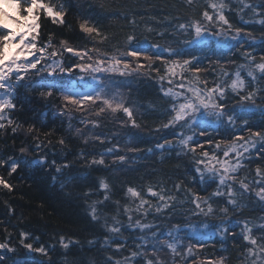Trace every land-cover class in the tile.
Listing matches in <instances>:
<instances>
[{
    "label": "trees",
    "instance_id": "obj_1",
    "mask_svg": "<svg viewBox=\"0 0 264 264\" xmlns=\"http://www.w3.org/2000/svg\"><path fill=\"white\" fill-rule=\"evenodd\" d=\"M43 2L57 10L63 6L66 15L65 23L60 24L53 23L42 11L38 13V46L49 39L56 46L66 40L69 46L77 49H90L95 45L102 52L135 66L137 58L121 56L127 47L126 36L133 34L136 40L129 50L141 54L140 63H151L153 68L159 67L163 72L162 61L182 63L189 60L193 68L202 69L198 75L202 80H208L209 87L214 83L225 86L226 98L221 103L226 105V112L234 115L235 124L229 125L227 116L216 122L214 117L198 114L191 127L182 124L163 127L170 119L173 102L164 91L169 87L174 91L181 90L166 80L161 81L155 71L145 73L141 70L124 76L117 71H106L112 72L107 77L104 72H80L75 67L77 63L93 61L87 58L81 61L70 53H64L63 60L65 65L72 67L71 74L57 70L50 76L47 71L31 70L19 82L22 86L12 93L15 109L6 110L14 121L12 126L18 124L21 127L16 133L12 132V126L0 130V177L11 186L9 190L0 185V243L14 249L11 252L0 249L3 257L0 264H105L109 255L123 261L125 256L131 257L133 250L143 252L144 248L139 245H146L151 253L153 244L162 249L157 255L166 264H171L173 259L176 264H186L180 256L173 257L165 247V241L175 242L185 252L192 246L196 257L200 258L197 264L220 257L226 258L224 264H241V253L250 247L243 240L244 224L253 229L255 236L264 231L259 227L264 224V201L256 195L264 186V179L256 175L257 167L264 172V158H257V153L264 157V145L257 144L250 153L244 154L242 167L234 174L235 182L226 180V185L234 190L235 206L227 204L226 187L220 185L219 176L208 172L207 168L216 165L219 169L220 165L211 156L215 154L224 159L223 150L235 135L248 138L255 131L264 134V79L249 83L251 78L247 77V68L240 69L241 64H251L254 68V63L250 58L245 59L244 53L255 57V63L264 62L261 60L264 57V24L259 23L264 20V0H245L252 8L243 11L239 0H195L191 6L185 0ZM221 2L225 4L222 11L231 28L216 18L220 9L209 7L210 3ZM205 10L214 15L212 24L202 20L201 14ZM85 20L108 39L102 44L96 43L100 37L93 39L94 34L83 33L79 25ZM195 20H202L205 28L199 39L191 27L179 29L180 23L191 25ZM148 27L153 31H147ZM237 28L241 29L238 36ZM234 36L237 39H233ZM153 44L161 47L153 48ZM145 54L159 59L144 60ZM92 55L96 57L95 52ZM48 62L50 60L45 63ZM42 66L37 65V68ZM120 69L123 70L122 64ZM238 69L246 86L244 92L236 95L228 85ZM255 74L261 75L258 70ZM100 89L104 90L102 96L123 99L126 106L132 108L139 127H133L123 112L113 114L106 110L99 116L92 114L101 106L99 104L87 103L79 110L70 105V114L65 111L62 93L72 91L79 96ZM50 90L53 92L51 97L41 95ZM250 90L256 92L254 104L240 100V95ZM85 117L97 122L98 126L81 123ZM29 127L35 131L28 133ZM77 129H80L79 134ZM181 133L184 137H193L190 146L203 147H196L195 153L182 148L178 144ZM61 139L63 144L59 143ZM168 141L174 146L168 147ZM218 142L219 149L216 148ZM38 143L41 144L39 148L36 147ZM158 144H165V149L158 148ZM203 151H208L209 157H203ZM121 156L125 158L123 161L119 159ZM100 159L103 164L92 163ZM198 159L204 160L205 164H197ZM13 160L19 165L15 172L10 167ZM37 160L44 162L35 163ZM231 162L235 163V160ZM57 168H60L59 172ZM257 180L261 183H254ZM101 181L109 188L102 189ZM241 182L249 186L248 191L241 187ZM176 184L181 185L179 193H176ZM129 187L151 202L152 207L144 206L148 209L147 215L135 211L139 199L128 193ZM149 187L177 195L175 207L157 212L155 204L162 202L147 195ZM218 189L225 194L212 196ZM190 194L210 197L217 211L209 217L193 215ZM105 195L109 200L104 201ZM185 198L188 202L181 203ZM94 201L99 217L95 220L90 208ZM125 207L129 212L124 211ZM223 207L229 209L227 214L219 211ZM129 215L133 217L131 221ZM137 220L141 226L147 224L150 227H138ZM113 226L119 227L120 232L110 231ZM223 227L228 231L223 232ZM21 233L27 234L24 243H31L33 250L21 243L24 239ZM61 237L69 244L67 249L60 243ZM117 245H122L119 252L115 251ZM39 247H44L47 255L34 250ZM142 260V257L132 258L131 264H142Z\"/></svg>",
    "mask_w": 264,
    "mask_h": 264
},
{
    "label": "snow or ice",
    "instance_id": "obj_2",
    "mask_svg": "<svg viewBox=\"0 0 264 264\" xmlns=\"http://www.w3.org/2000/svg\"><path fill=\"white\" fill-rule=\"evenodd\" d=\"M8 4L9 8L12 9V14L4 11L0 8V130H4L9 126L14 124V121L7 115L6 110L15 109L16 105L13 103L12 93L13 91L22 86L19 84L20 81H23L25 77L29 74L31 70L37 71H47L48 75H53L59 70V72H67L71 74L72 67L69 65H65L63 57L64 53H70L72 56L79 58V60L83 61L85 58L89 61H93V63H77L75 65L76 68H79L80 72H106V71H118L121 76L131 75L133 72L140 73L141 70H144L145 73H151L155 71L159 79L161 81H165L169 85H173L175 88L180 89L181 91H174L173 87H169L166 91H164L165 96L172 97V105L170 112V119L167 123L163 124V127H176L178 125H183L187 127H191L192 124L196 123L197 115H204L206 117H214L216 122L221 121L225 116H227V122L229 125L235 124L234 115L226 112V105L221 103L226 98L227 88L223 86L221 83H214L211 87L208 86L207 79H201L198 73L202 71L200 68H193L192 62L189 60H184L182 63L178 61H162L163 64V72L161 68H153L151 63L147 65L139 62L140 53L135 50H129L133 41L136 40L135 35L129 34L126 36V49L121 53V56H129L137 58V62L135 66H132L131 62H127L121 60L119 57L115 55H109L107 52H102L99 48L93 46V48L86 49H77L68 45L66 40H61L60 45H53L51 39L45 44L38 46L37 37H38V29L40 25L36 23L40 19L39 14H36L35 10L39 9L47 17L52 19L53 23L64 24V16L66 15L63 6L60 9H55L53 6L46 4L43 0H24V3L27 5L26 7H21V0H0V4ZM187 5H193L195 0H185ZM239 3L243 5V9L252 8L251 4L245 3V0H239ZM209 7L213 10L220 9L218 13H216V18L218 21L222 22L224 25H227L231 28V24H229L228 19L225 17L223 13V9L225 4L223 2L210 3ZM255 11V9H253ZM26 13V14H25ZM202 20L207 21L209 24L213 23L214 15L209 14L207 10L202 12ZM202 20H195L191 25L186 23H180L179 29L186 30L191 27L195 36L199 39L202 37L205 32V28L203 26ZM32 21V23H29ZM132 24H135V20L131 21ZM259 23L264 24V20H260ZM215 26V25H213ZM80 30L89 35L95 37H100L96 43H104L108 39L107 36L103 35L98 28L94 26H90L87 20L83 21L79 25ZM15 28V31L13 30ZM147 31H153V28L148 27ZM237 36L241 32V29H236ZM34 33H36L34 35ZM163 35V33H159ZM237 36H234L233 39H237ZM147 39V37H145ZM153 48H160L159 44H153ZM15 48L16 51L12 52L11 49ZM167 51V49H165ZM96 53V57L94 58L92 53ZM245 59L251 60L254 63V68L249 65H240V69L247 68V77L251 78L249 83L252 81H256L258 79H264V62L255 63V57H250V54L244 53ZM23 58V61L21 60ZM144 60L153 61L155 59H159V57H154L145 54ZM45 63L46 61H49ZM261 60H264V57H261ZM123 65V70L120 69V65ZM37 65H43L41 68H37ZM131 69V71H129ZM176 69H180L179 72ZM255 70H258L261 74L259 77L255 74ZM225 75H228L226 72ZM83 80V77H80ZM93 79H96L93 77ZM246 86L245 78L242 77L241 71L238 69L235 72V78L231 79V83L228 85L231 91L239 95L241 92H244ZM103 89H100L99 92L93 94H81L77 96L72 91H67L62 93V98L65 104V111L69 112L70 109L68 106L75 105L77 109H84L87 103H91L92 105H101L98 109H94V115L99 116L104 113L106 110L111 111V113L115 114L118 112H123L128 120L131 122L133 127H139L136 120L133 118V110L131 107L126 106L123 99L117 100L116 97L108 98L106 96H102L101 93ZM41 95H47L51 97L53 92L50 90L46 94L41 93ZM255 91H248L244 95H240L241 101H250L251 103H255ZM63 114V113H62ZM6 121V123H5ZM81 123H92L93 126H98L95 121H88L87 118H83ZM245 124L247 121L244 122ZM21 125H15L11 127L13 133H16L18 128ZM28 133H32L35 131L33 127H29L26 130ZM80 129H77V134H79ZM181 139L178 141V144L182 148H188L189 151L195 153L196 147H203V145L190 146V141H192V136H183L181 133ZM38 139V137H37ZM86 142V141H85ZM103 142V141H101ZM51 143V141H49ZM60 144L64 143V140L61 139L59 141ZM168 147H173L171 141L166 142ZM257 144L264 145V134L259 131H255L251 133V136L245 138L243 135H235L233 141L223 150L222 156L224 159L213 154L211 156L212 160L217 161L220 165L219 169L216 168V165H213L210 168H207L208 172H214L219 176V184L223 185L227 189V196L229 197L227 200V204L235 206L237 201L233 198L235 193L234 190L226 185V180H233L235 182V173L242 167V157L245 153H250L251 149H255ZM37 148L41 147V144L36 145ZM158 148L165 149V144H158ZM216 148H220V143L216 144ZM242 149V151H240ZM137 150V149H131ZM21 151H25V149H21ZM111 151V149H109ZM151 151V149H149ZM235 154V155H233ZM203 157H209L208 151H203L201 153ZM257 158H264L260 153H257ZM121 161L125 158L123 156L119 157ZM235 160V163L231 161ZM43 160H37L35 163L43 164ZM2 163V162H0ZM93 164L99 163L103 164V159L99 161L93 160ZM197 164H205L204 160L198 159L196 160ZM18 163L13 160L10 167L11 171L15 172ZM67 167V165H65ZM57 172L60 171V168L56 169ZM199 170V169H198ZM256 175L264 179V172L257 167ZM254 183H261V181L257 180ZM0 185L4 188L11 190L10 184H8L2 177H0ZM100 187L102 189H108L109 185L101 181ZM241 187L245 190H249V186L246 183L241 182ZM176 193L181 191V185H175ZM128 193L131 194L132 197L139 199V204L136 206L135 211L138 213H142L144 215L148 214V209L144 206L152 207L151 202L148 199H145L141 193L131 187L127 189ZM225 193L221 192L219 189L215 191L212 196L218 197L223 196ZM147 195L150 197H156L158 201L162 203L155 204V210L157 212H161L164 209L174 208L175 203L178 201L179 197L175 194H166L163 190L160 192L154 190L152 187L147 189ZM256 195L260 200L264 201V186L259 188ZM191 200L190 202L194 205V208L191 209L193 215H203L205 217H209L214 215L217 209L213 206V201L210 197H200L196 194H190ZM109 200V196H104V201ZM188 202L187 198L181 203ZM97 202H93L90 206L92 218L98 219V209L96 207ZM99 203H103L100 201ZM125 212H129V208H124ZM219 211L227 214L229 209L227 207L220 208ZM129 221L133 219L131 215L128 216ZM137 226L143 228H149L150 225H140L139 220L136 221ZM262 230H264V224L259 226ZM178 230V228H177ZM110 231L114 233L120 232V228L113 226ZM223 232H227V227H223ZM244 232L243 240L249 245L242 253L243 259L241 260V264H264V231H261L259 236L253 235V229L249 227L247 223L244 224ZM171 235V233H169ZM22 239L21 243H24V240L27 239V234L21 233ZM159 238L157 237V240ZM60 243L62 246L67 249L69 247L68 243L64 242V238H60ZM107 243V241H106ZM165 247L170 250L173 257L180 256L181 259L185 260L186 264H197V261L200 259L196 257V253L193 252V247L189 246L186 252L183 249H179L175 242H164ZM24 247L33 250V245L31 243H24ZM122 245H117L115 251L119 252ZM138 247H143L144 251H136L133 250L131 252V257L125 256L124 260L114 259L113 256L109 255L106 258L105 264H131V259L136 257H142V264H166V262L157 255L158 252L162 251V249L156 248L155 244L152 245L151 253L148 252L146 245H139ZM0 249H7L9 252L14 251L13 248L9 247L6 243H0ZM44 255H47V252L44 247H39L34 249ZM190 257H196L195 259L189 260ZM3 257L0 256V260ZM225 257H220L217 260L205 259L201 261V264H224ZM171 264H176L175 259L171 261Z\"/></svg>",
    "mask_w": 264,
    "mask_h": 264
},
{
    "label": "rangeland",
    "instance_id": "obj_3",
    "mask_svg": "<svg viewBox=\"0 0 264 264\" xmlns=\"http://www.w3.org/2000/svg\"><path fill=\"white\" fill-rule=\"evenodd\" d=\"M28 3H30V0H28ZM27 5L24 3V0H21V7L23 8V7H26ZM12 9H11V11H10V15L12 14ZM35 12H36V14H38V13H40L41 12V10H39V9H37V10H35ZM26 14V13H25ZM37 22V21H36ZM29 23H32V21H29ZM13 30L15 31V28H13ZM36 33H34V35H35ZM21 60L23 61V58H21ZM105 73V77H107V76H110L111 74H112V72H104ZM117 73H119L118 71H117ZM105 95H107V91L105 92Z\"/></svg>",
    "mask_w": 264,
    "mask_h": 264
},
{
    "label": "bare ground",
    "instance_id": "obj_4",
    "mask_svg": "<svg viewBox=\"0 0 264 264\" xmlns=\"http://www.w3.org/2000/svg\"><path fill=\"white\" fill-rule=\"evenodd\" d=\"M0 8H2L6 12H9V14H10L11 9L9 8L8 4H6V3L5 4H0ZM11 51L15 52L16 49L13 48V49H11Z\"/></svg>",
    "mask_w": 264,
    "mask_h": 264
}]
</instances>
